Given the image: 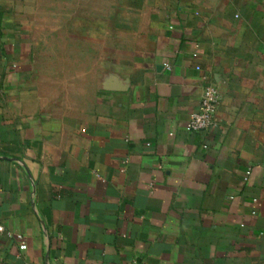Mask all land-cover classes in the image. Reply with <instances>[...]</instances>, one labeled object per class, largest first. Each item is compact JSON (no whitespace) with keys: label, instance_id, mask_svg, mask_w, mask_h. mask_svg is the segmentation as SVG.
<instances>
[{"label":"crops","instance_id":"1","mask_svg":"<svg viewBox=\"0 0 264 264\" xmlns=\"http://www.w3.org/2000/svg\"><path fill=\"white\" fill-rule=\"evenodd\" d=\"M0 223V264H264V0H0Z\"/></svg>","mask_w":264,"mask_h":264},{"label":"built area","instance_id":"2","mask_svg":"<svg viewBox=\"0 0 264 264\" xmlns=\"http://www.w3.org/2000/svg\"><path fill=\"white\" fill-rule=\"evenodd\" d=\"M169 68V66H168ZM220 104V94L218 89L213 85H208L202 95L201 103L198 111L192 113L185 126L188 133H200L208 131L216 126V113ZM0 233H5V228L0 223ZM10 237H15L18 241H23L21 235H13L7 233ZM21 250H26L27 246L22 244Z\"/></svg>","mask_w":264,"mask_h":264}]
</instances>
